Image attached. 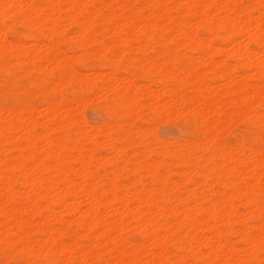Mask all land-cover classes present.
Here are the masks:
<instances>
[{
  "label": "bare ground",
  "instance_id": "bare-ground-1",
  "mask_svg": "<svg viewBox=\"0 0 264 264\" xmlns=\"http://www.w3.org/2000/svg\"><path fill=\"white\" fill-rule=\"evenodd\" d=\"M0 264H264V0H0Z\"/></svg>",
  "mask_w": 264,
  "mask_h": 264
},
{
  "label": "rangeland",
  "instance_id": "rangeland-1",
  "mask_svg": "<svg viewBox=\"0 0 264 264\" xmlns=\"http://www.w3.org/2000/svg\"><path fill=\"white\" fill-rule=\"evenodd\" d=\"M30 44H32V42L31 43L29 42L27 45H30ZM89 71H88V73L89 74H92L93 70H89ZM103 71L108 72L109 70L106 71V69H104ZM94 76L95 75H92V77H94ZM21 81L22 82H27V78L24 77ZM100 95L102 96V93L99 94L98 96H100ZM103 95H105V94H103ZM98 96H96L97 98H96L95 102L92 101L93 103H90L91 102L90 101L89 102L90 104L88 103L89 104L88 107H87V104H84V105H86L84 107V115H85L84 117L86 118V120L90 124H96V122L97 123H100V121L104 120V118L106 119V117H107L106 113H104L102 111H99V109L97 108V105L99 106L100 104H102L103 102L106 101L105 100L106 96L105 97L103 96L104 98L103 97H98ZM98 98H101V99H99V101H98ZM91 107H93L94 110H93V108L91 109ZM170 118H166V120L167 119H170V120H168L166 122H164L165 121V118H164V120H161L162 118H158L159 121L156 120V122H155V123H157L156 125H158V126L156 127L155 124L153 125V127L155 129L158 128L157 129L158 135L162 139H168V140H170V139H177L179 137L180 133H181L180 128H181V123L182 122L180 121V119L177 118L179 120L174 121V120H172V118L175 119L176 117L170 116ZM245 129L247 130V127H245V125H243L241 123L240 125L237 126V128L233 129L234 132L231 133L230 139H233L234 138L233 135L235 133L242 132V131H246ZM175 179H177V178H175Z\"/></svg>",
  "mask_w": 264,
  "mask_h": 264
}]
</instances>
